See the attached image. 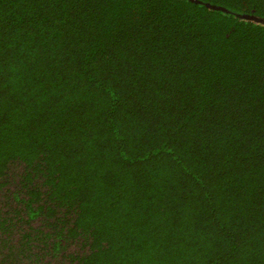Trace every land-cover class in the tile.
<instances>
[{"label":"trees","instance_id":"trees-1","mask_svg":"<svg viewBox=\"0 0 264 264\" xmlns=\"http://www.w3.org/2000/svg\"><path fill=\"white\" fill-rule=\"evenodd\" d=\"M0 0V264H264V0Z\"/></svg>","mask_w":264,"mask_h":264},{"label":"water","instance_id":"water-1","mask_svg":"<svg viewBox=\"0 0 264 264\" xmlns=\"http://www.w3.org/2000/svg\"><path fill=\"white\" fill-rule=\"evenodd\" d=\"M188 1L193 2L195 4H203L206 8L214 10V11H224L226 13H229V11H227L224 7H221V6H218V5L205 4V3H202L199 0H188ZM236 17H238L239 19L253 21L254 23L263 24L264 25V18L255 16V15L236 14Z\"/></svg>","mask_w":264,"mask_h":264}]
</instances>
